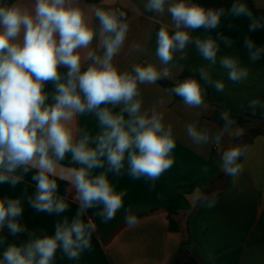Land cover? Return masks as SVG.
I'll list each match as a JSON object with an SVG mask.
<instances>
[{"label": "clouds", "instance_id": "9594fccd", "mask_svg": "<svg viewBox=\"0 0 264 264\" xmlns=\"http://www.w3.org/2000/svg\"><path fill=\"white\" fill-rule=\"evenodd\" d=\"M144 9L159 16L167 12L171 17V23L157 32L155 55L163 67L134 64L128 70L114 63L129 32L123 11L95 8L97 28L78 0H35L32 7L19 0L12 5L0 4V183L15 186L35 170L32 179L37 182V191L29 197V204L37 212L60 214L68 209L67 200L57 194L58 180L75 189L72 199L79 205L71 221L68 217L57 221L54 235L37 236L33 232L26 244L9 245L0 264H52L58 248L69 259H78L85 250H91L95 225L91 219L85 222L82 218L86 211L102 206L97 215L108 222L124 206L126 193L116 191L107 173L120 175L127 160L128 175L151 181V189L174 163L173 127L164 123L163 112L155 106L141 111L140 85L170 79L169 66L175 54L181 53L180 59H185L184 50L189 45H194L210 65H216L218 41L225 47H231L233 41L222 33L216 38H194L192 33L198 28L217 29L225 16L246 17L249 31L264 28V22L240 0H235L227 11L205 8L191 0H146ZM94 38H98L96 48L91 47ZM244 45L251 61L264 55V46L258 47L250 37H245ZM130 50L139 51L140 46L132 45ZM219 64L232 82L249 76V69L241 66L238 57L221 56ZM61 66L68 71L61 73ZM201 80L217 92L224 91V82L213 80L203 67L199 79H185L167 91L180 96L189 108H206ZM49 82L54 86L51 103L50 94L44 90ZM117 106L122 107L114 112ZM249 107L264 108V103L254 99ZM83 114H92L98 120L100 130L95 136L77 128L76 118ZM222 118L225 126L216 132L200 128L198 122L188 123L187 137L197 146H219L228 133L241 139L244 130L234 128L235 122L227 114ZM245 151L246 146L237 145L221 155L220 168L233 178V183L242 171L237 161ZM68 153L80 167L61 163ZM94 169L105 171L94 175ZM186 198L193 207L201 204L212 208L218 203L214 194L206 195L199 188ZM23 211L19 198L0 199V231L6 227L12 235L24 232L26 227L19 219ZM126 212V222L134 225L136 217L131 209Z\"/></svg>", "mask_w": 264, "mask_h": 264}, {"label": "crops", "instance_id": "0c3cea01", "mask_svg": "<svg viewBox=\"0 0 264 264\" xmlns=\"http://www.w3.org/2000/svg\"><path fill=\"white\" fill-rule=\"evenodd\" d=\"M251 1L257 8L264 9V0ZM7 2L8 0H0V4ZM19 2L32 7L35 0ZM145 2L146 0H78L89 21L97 28L99 21L93 14L95 8L107 10L120 5L124 9L129 32L124 48L114 58V63L121 69L130 70L134 64L146 63L163 67L155 55L157 32L162 26L171 23V17L167 12L159 16L145 11ZM246 6L255 18L264 22V15L255 12L247 4ZM218 33L229 37L233 43L231 47H225L222 41H218L220 51L216 65H210L200 56L194 45H189L184 50L186 58L180 59L182 54L176 53L172 65L169 66L172 70L170 80L176 83L191 77L199 79V69L202 67L209 71L213 80L224 82V91L217 92L214 87L200 81L205 91L206 108L187 107L182 98H176L167 91L169 89L157 82L140 85L141 111L155 106L157 111L163 112L164 123L173 127L176 139V147L171 153L174 158L173 165L154 182L155 187L151 189V181L145 182L143 177L133 179L128 175L127 160L120 175L107 173L116 191L126 193L123 208L108 222H102L97 215L102 206L88 209L82 218L85 222L91 219L95 225V231L91 235V250H85L78 259H69L58 248L52 264H106L108 260L112 264H170L184 238L183 231L170 229V217L181 219L183 213L192 209L195 212L187 219L191 230L189 248L198 264H264V134L255 136L237 161L242 171L233 183V178L221 170L220 160L223 151L242 145L241 142L228 133L219 146H197L187 137L185 131V126L192 122H198L200 128L219 131L222 129L219 121L223 118L216 121L218 112L227 114L231 119L233 115L245 112L264 116V108L257 107L253 110L249 107V101L254 99L264 103V55L253 62L249 59L244 45L245 37H250L258 47L264 46V28L249 31V20L246 17L225 16L221 18L217 29L206 31L198 28L192 35L194 38L208 35L216 38ZM97 44L98 38H94L91 47L96 48ZM135 44L140 46L139 51L130 50ZM224 55L238 57L241 66L249 69L248 78L240 82L230 81L227 71L219 64V58ZM83 67L86 68L87 64ZM59 71L66 73L68 69L61 66ZM44 90L50 94L48 102H53V84L47 83ZM120 107L122 106H117L113 111L119 112ZM197 113L200 115L197 116ZM125 117L127 118V113ZM76 126L93 136L100 130L98 120L92 114L78 115ZM233 127L239 126L234 123ZM61 163L66 167H80L71 161V153ZM102 171L105 169H94L93 174ZM34 174L35 170L29 171L15 186L0 183V199L21 200L24 211L19 219L26 227L24 232L16 235H12L6 227L0 231V239L3 240L0 243V259L9 245L26 244L33 232L37 236L54 235L57 221L64 217L71 221L78 211V202L72 199L75 189L70 188L63 180H58L57 194L69 203L65 212L48 214L32 208L29 197H34L37 191V182L32 179ZM221 174L225 177L219 178ZM196 188L206 195L214 194L218 201L216 206L208 208L197 204L193 207L186 197ZM126 209H131V214L136 217L134 225L126 222ZM187 220L183 218L182 225Z\"/></svg>", "mask_w": 264, "mask_h": 264}, {"label": "trees", "instance_id": "16d2710c", "mask_svg": "<svg viewBox=\"0 0 264 264\" xmlns=\"http://www.w3.org/2000/svg\"><path fill=\"white\" fill-rule=\"evenodd\" d=\"M17 0H8L7 4L12 5ZM235 0H193V3L199 4L205 8H226L229 5L233 4ZM240 2L247 4L252 10L255 12L264 15V9L257 8L254 3L251 0H240ZM202 29V28H199ZM158 84H160L162 87L166 89H172L176 86V82L167 79L162 78L156 81ZM174 96L178 99H180V96H177L174 94ZM233 121L235 124H237L239 127H241L244 130V135L241 139H236L239 142H241L242 145L248 146L250 143H252L253 138L257 135L264 134V116H258L253 113L245 112L240 115H233L232 116ZM225 177L224 174H221L219 178ZM195 212V209H192L191 211L187 213L182 214L181 219H175L174 217H170V229L173 231H183L184 232V238L179 246L177 252L175 253L174 257L172 258L170 264H198V260L193 255L189 248V244L191 242V230L188 226V218ZM178 215V214H176ZM183 218L187 221L185 222V225H182ZM106 264H112L110 260L107 261Z\"/></svg>", "mask_w": 264, "mask_h": 264}, {"label": "water", "instance_id": "95a60500", "mask_svg": "<svg viewBox=\"0 0 264 264\" xmlns=\"http://www.w3.org/2000/svg\"><path fill=\"white\" fill-rule=\"evenodd\" d=\"M222 116H223V113L218 112V113H217V117L215 118L216 121H218L219 119H221ZM229 119L232 120L231 118H229ZM232 121H233V120H232ZM219 122H221V127L223 128V127L225 126V121H224V119L220 120Z\"/></svg>", "mask_w": 264, "mask_h": 264}, {"label": "built area", "instance_id": "2783aa9c", "mask_svg": "<svg viewBox=\"0 0 264 264\" xmlns=\"http://www.w3.org/2000/svg\"><path fill=\"white\" fill-rule=\"evenodd\" d=\"M111 9H119L120 11H123L125 13L124 9L120 5L114 6Z\"/></svg>", "mask_w": 264, "mask_h": 264}]
</instances>
